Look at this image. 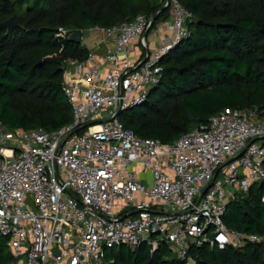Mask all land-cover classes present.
I'll list each match as a JSON object with an SVG mask.
<instances>
[{
  "label": "built area",
  "instance_id": "1",
  "mask_svg": "<svg viewBox=\"0 0 264 264\" xmlns=\"http://www.w3.org/2000/svg\"><path fill=\"white\" fill-rule=\"evenodd\" d=\"M159 1L171 11L159 49L148 41L153 15L86 30L105 47L64 62L70 123L47 130L0 122V234L11 264H111L115 246L148 243L154 252L161 242L183 264H197L192 245L264 243V233L230 230L223 220L232 196L264 182V110H222L170 143L142 138L119 119L146 100L163 57L190 34L193 13L180 0ZM70 33L61 27L57 36Z\"/></svg>",
  "mask_w": 264,
  "mask_h": 264
},
{
  "label": "trees",
  "instance_id": "2",
  "mask_svg": "<svg viewBox=\"0 0 264 264\" xmlns=\"http://www.w3.org/2000/svg\"><path fill=\"white\" fill-rule=\"evenodd\" d=\"M194 18L190 31L162 59L163 74L146 100L119 119L142 138L170 143L226 109L264 110V0H180ZM160 10V11H159ZM159 11V12H158ZM139 14L155 16L153 28L171 18L159 0H0V22L14 16V35L0 28V122L11 128L55 130L73 120L63 91V63L85 60L83 43L58 37L69 31L110 28ZM226 227L264 233V182L231 197ZM8 238L0 236V264H11ZM197 264H264V243L189 249ZM111 264H183L170 245L148 243L109 249Z\"/></svg>",
  "mask_w": 264,
  "mask_h": 264
},
{
  "label": "crops",
  "instance_id": "3",
  "mask_svg": "<svg viewBox=\"0 0 264 264\" xmlns=\"http://www.w3.org/2000/svg\"><path fill=\"white\" fill-rule=\"evenodd\" d=\"M162 24H165L163 22H161ZM165 27L166 26H163V33L162 35H164L166 32H165ZM95 32H92V34L89 35L87 41H86V45L89 49H96L98 51V53H102L103 52V49L105 47V42H102V35L99 33H95ZM161 36V35H160ZM148 37H149V34H148ZM143 51V48L140 46V45H137L135 46V48H133V52H132V57L133 58H138L140 56V54L142 53Z\"/></svg>",
  "mask_w": 264,
  "mask_h": 264
},
{
  "label": "water",
  "instance_id": "4",
  "mask_svg": "<svg viewBox=\"0 0 264 264\" xmlns=\"http://www.w3.org/2000/svg\"><path fill=\"white\" fill-rule=\"evenodd\" d=\"M20 25L16 22L15 20V17L12 16L10 17L9 19L3 21V22H0V28H7V34L10 35V36H13L14 35V30L16 27H19ZM83 29H77L75 31H72L68 38L70 40H73L75 42H78V43H82L83 41ZM147 33L144 34V36H146ZM62 69H65V63H63V66H62ZM58 252V251H57Z\"/></svg>",
  "mask_w": 264,
  "mask_h": 264
},
{
  "label": "rangeland",
  "instance_id": "5",
  "mask_svg": "<svg viewBox=\"0 0 264 264\" xmlns=\"http://www.w3.org/2000/svg\"><path fill=\"white\" fill-rule=\"evenodd\" d=\"M163 23H166V22H163ZM163 26H166V24H162V23H159L156 25V27L154 29H152L150 31V34H149V37H148V41L150 43V50H156V49H159L160 46L162 45L163 43V40L165 36L162 35L163 33ZM89 30V29H88ZM89 31H86L84 33V43H86L87 39H88V33ZM96 33V32H95ZM94 33V34H95ZM168 33V32H167ZM161 35V36H160ZM0 236H3L0 234ZM8 243V242H7ZM9 244H8V250H9ZM10 251V250H9Z\"/></svg>",
  "mask_w": 264,
  "mask_h": 264
}]
</instances>
